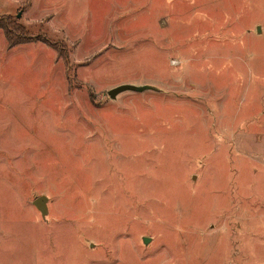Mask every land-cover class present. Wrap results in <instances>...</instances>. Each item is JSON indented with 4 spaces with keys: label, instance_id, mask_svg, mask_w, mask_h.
I'll return each mask as SVG.
<instances>
[{
    "label": "rangeland",
    "instance_id": "obj_1",
    "mask_svg": "<svg viewBox=\"0 0 264 264\" xmlns=\"http://www.w3.org/2000/svg\"><path fill=\"white\" fill-rule=\"evenodd\" d=\"M8 18L34 41L0 30V264H264V0Z\"/></svg>",
    "mask_w": 264,
    "mask_h": 264
},
{
    "label": "trees",
    "instance_id": "obj_2",
    "mask_svg": "<svg viewBox=\"0 0 264 264\" xmlns=\"http://www.w3.org/2000/svg\"><path fill=\"white\" fill-rule=\"evenodd\" d=\"M0 30L5 34L9 49L27 45L34 41L30 30L19 24L17 19H0Z\"/></svg>",
    "mask_w": 264,
    "mask_h": 264
},
{
    "label": "water",
    "instance_id": "obj_3",
    "mask_svg": "<svg viewBox=\"0 0 264 264\" xmlns=\"http://www.w3.org/2000/svg\"><path fill=\"white\" fill-rule=\"evenodd\" d=\"M20 16V15H19ZM18 16V17H19ZM142 87H137L135 85H120L108 92L110 98L114 99L118 94H121L126 91H141ZM48 198L46 196H40L33 201V206L41 213L43 217L48 214V206H47ZM149 241L148 238H144V244H147Z\"/></svg>",
    "mask_w": 264,
    "mask_h": 264
}]
</instances>
